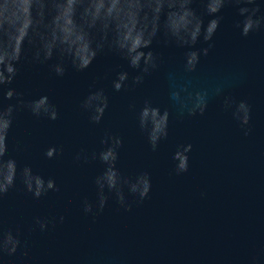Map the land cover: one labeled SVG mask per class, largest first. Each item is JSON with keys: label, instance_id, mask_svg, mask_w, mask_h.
I'll list each match as a JSON object with an SVG mask.
<instances>
[{"label": "water", "instance_id": "95a60500", "mask_svg": "<svg viewBox=\"0 0 264 264\" xmlns=\"http://www.w3.org/2000/svg\"><path fill=\"white\" fill-rule=\"evenodd\" d=\"M0 264H264V0H0Z\"/></svg>", "mask_w": 264, "mask_h": 264}]
</instances>
